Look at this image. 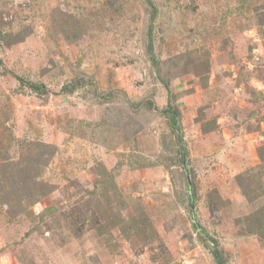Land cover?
I'll list each match as a JSON object with an SVG mask.
<instances>
[{
    "label": "rangeland",
    "instance_id": "obj_1",
    "mask_svg": "<svg viewBox=\"0 0 264 264\" xmlns=\"http://www.w3.org/2000/svg\"><path fill=\"white\" fill-rule=\"evenodd\" d=\"M153 1L0 0V264H264V0Z\"/></svg>",
    "mask_w": 264,
    "mask_h": 264
},
{
    "label": "trees",
    "instance_id": "obj_2",
    "mask_svg": "<svg viewBox=\"0 0 264 264\" xmlns=\"http://www.w3.org/2000/svg\"><path fill=\"white\" fill-rule=\"evenodd\" d=\"M148 2L151 4V6L153 7V10H154V14H156L157 12V7L155 6L154 4V1L153 0H148ZM1 34V32H0ZM0 42H1V38H0ZM154 51V43H153V38H152V35L149 36V46H148V53L149 55L151 56V58L153 59V61L155 63H157V60H156V57H155V54L153 53ZM83 82L81 81H74L73 83H67L65 85H63L62 87V91L63 92H70V93H73L75 92L78 88H80L82 86ZM29 85L32 89L36 90V91H46V87H44V85H41V83H36V82H29ZM168 87V86H167ZM168 90H169V94L171 93V90L170 88L168 87ZM166 112L168 113H172V125L177 128L178 127V114L177 112L175 111L174 107H173V104L171 102H169L168 104V109L166 110ZM180 142H182V139L180 140ZM50 210V209H48ZM197 226H199L197 223H196ZM212 241L215 243L214 244V249H213V255L217 261L218 264H228L227 261L224 259L223 257V254L222 252L220 251L217 243H216V240L212 238Z\"/></svg>",
    "mask_w": 264,
    "mask_h": 264
}]
</instances>
